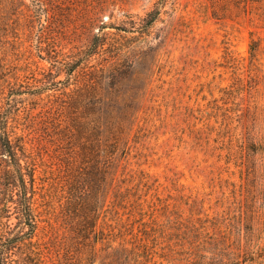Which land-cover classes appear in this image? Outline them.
<instances>
[{"label": "rangeland", "instance_id": "rangeland-1", "mask_svg": "<svg viewBox=\"0 0 264 264\" xmlns=\"http://www.w3.org/2000/svg\"><path fill=\"white\" fill-rule=\"evenodd\" d=\"M157 4L161 13L147 43L138 46L160 45L159 60L140 103L129 165L124 174L119 168L116 183L121 179L120 191L132 200L134 193H148L142 198L145 208L153 201L159 207L170 203L167 213L173 220L171 209L181 214L187 237L240 234L244 243L252 228L254 250L264 253V0H74L71 9H59L65 14L58 11L51 18L47 35L30 17L19 36L0 41V106L12 135L26 141L36 168L34 192L30 184L19 189L0 141V237L31 232L18 222L17 202L24 201L20 194L26 190L34 196L35 264H84L87 252L77 230V175L87 178L88 165L74 140L75 84L59 82L66 93L58 90L55 96L42 88L45 81H63L66 75L47 60L41 40L59 53L86 47L96 33L128 44L129 34L122 37L111 25L130 18L140 23ZM106 55H95L92 63ZM47 105L51 113L44 110ZM80 166L85 170L78 174ZM108 206L109 218L126 219L129 208L116 212ZM92 264L130 262L109 248L98 249Z\"/></svg>", "mask_w": 264, "mask_h": 264}, {"label": "trees", "instance_id": "trees-1", "mask_svg": "<svg viewBox=\"0 0 264 264\" xmlns=\"http://www.w3.org/2000/svg\"><path fill=\"white\" fill-rule=\"evenodd\" d=\"M73 1L31 0L29 4L25 0H0V41L17 36L30 17H33L32 22L38 20L41 23L42 35H47L52 30L51 18L58 11L60 15L65 14L59 9H71ZM160 13L161 5L157 4L140 23L130 18L122 24L111 25L120 31L122 37L129 34L128 44L110 41L107 33H96L86 47L59 53L50 46L49 41L41 40V44H45L42 45L47 60L56 67V72H65L66 75L63 81H45L42 88L53 90L49 96H55L58 90L66 93V88L58 87L59 82L75 84L72 90L75 94L73 107L76 110L74 140L81 161L88 165L84 173L87 178L77 175L80 178L76 207L79 219L77 230L82 239L81 248L87 250L84 264L93 263L98 249L109 248L125 254L130 264H176V261L182 264H264L261 259L264 253L254 250L255 234L252 228L246 231L244 243L240 234L232 238L227 233L214 236L208 232H198L192 235L194 237H187V225L184 227L181 214L171 209L176 214L173 220L167 213L170 203L164 202L159 207L153 201L145 208L147 200L142 198L148 193H134L136 198L132 200L120 191L121 179L116 183L119 168L124 174L129 165L131 137L137 142L138 131L134 132V129L140 103L152 81L160 55V45L145 48L138 44L147 43ZM43 14L47 17L46 21H42ZM256 48V40H253L251 49ZM106 53L108 55L103 57L102 62L92 63L95 55ZM0 66L2 71L3 64ZM52 75L55 76V72ZM71 79L76 81L71 82ZM44 110L51 113L52 106L47 105ZM7 118L0 106V141L14 166L13 184L19 189H26L27 184H30L34 192L35 164L28 155L26 141L20 135H12ZM58 130L55 127L53 131L60 137ZM80 168L78 174L85 170L83 166ZM110 195L112 199L108 204ZM20 197H24V201L17 202L21 213L18 222L27 225L31 232L12 238L0 237V264H35L33 257L37 251L32 234L37 222L33 213L34 196L30 197L25 190V196L20 194ZM108 205L115 206L113 210L116 212L117 207L129 208L126 219L121 215L109 218ZM162 215L167 217L166 221H160L159 216ZM111 220H116L119 227ZM169 234L174 235V238L169 237ZM161 237L166 238V243L163 244L165 241L160 240ZM115 242H119L120 246L115 247ZM159 243L161 245L158 247ZM14 255L17 257L13 259Z\"/></svg>", "mask_w": 264, "mask_h": 264}]
</instances>
